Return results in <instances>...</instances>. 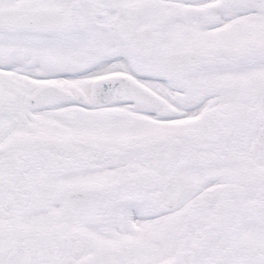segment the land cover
<instances>
[{
	"label": "snow or ice",
	"instance_id": "1",
	"mask_svg": "<svg viewBox=\"0 0 264 264\" xmlns=\"http://www.w3.org/2000/svg\"><path fill=\"white\" fill-rule=\"evenodd\" d=\"M0 264H264V0H0Z\"/></svg>",
	"mask_w": 264,
	"mask_h": 264
}]
</instances>
